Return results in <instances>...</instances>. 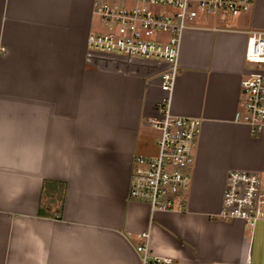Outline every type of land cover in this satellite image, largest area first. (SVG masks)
<instances>
[{"label":"crops","instance_id":"1","mask_svg":"<svg viewBox=\"0 0 264 264\" xmlns=\"http://www.w3.org/2000/svg\"><path fill=\"white\" fill-rule=\"evenodd\" d=\"M94 3L0 0V264H142L145 231L152 254L172 264H264V221L251 236L216 219L230 171L264 175V129L235 119L264 0L234 19L200 15L184 31L172 108L200 118L201 132L187 210L153 215L129 189L135 157L152 154L159 72L151 61L92 58ZM45 179L67 183L61 218L38 215Z\"/></svg>","mask_w":264,"mask_h":264},{"label":"built area","instance_id":"2","mask_svg":"<svg viewBox=\"0 0 264 264\" xmlns=\"http://www.w3.org/2000/svg\"><path fill=\"white\" fill-rule=\"evenodd\" d=\"M128 1L136 2L128 5ZM256 0H95L94 14L103 31L88 36V51L104 65L131 66L139 61L156 63L164 96L157 114L150 119L161 133L158 153L135 157L129 198L147 204L155 212H185L192 181V168L202 120L181 116L172 108L173 92L179 76L182 37L189 23L200 15L217 20L250 12ZM155 6L169 11L151 9ZM242 79V100L235 119L247 124L253 134L264 129V31L249 39ZM218 218L240 221L253 236L264 221V175L246 170L229 172ZM137 246L142 264H172L173 258L152 254L149 232L141 233ZM250 261V260H249Z\"/></svg>","mask_w":264,"mask_h":264},{"label":"trees","instance_id":"3","mask_svg":"<svg viewBox=\"0 0 264 264\" xmlns=\"http://www.w3.org/2000/svg\"><path fill=\"white\" fill-rule=\"evenodd\" d=\"M67 183L60 180L45 179L39 203L38 215L61 218L65 211Z\"/></svg>","mask_w":264,"mask_h":264},{"label":"rangeland","instance_id":"4","mask_svg":"<svg viewBox=\"0 0 264 264\" xmlns=\"http://www.w3.org/2000/svg\"><path fill=\"white\" fill-rule=\"evenodd\" d=\"M120 1L123 2V0H120ZM127 3L130 6H133V5L136 4V2H131V1H128ZM151 9L157 10V11H163V10L169 11V8H165V7H162V6H155V7H152ZM223 17L226 18V19H234V18H236L233 15H228V16H224L223 15ZM212 19L213 18H211V20ZM104 29L105 28L103 27L99 17L96 16L95 14H93V19H92V24H91V29H90L91 32L103 31ZM102 62H103V60L100 58L98 63H102ZM160 135H161L160 131L155 129V128H153L152 126H151V128L147 129L146 136H147V144L149 146L148 150L150 151L149 153H152V154H149V155H155V154L158 153L159 140H160V137H161ZM142 204H144V203H142ZM187 207H188V200H187ZM216 219L217 220H222V221H230V220H225V219L218 218V217H216Z\"/></svg>","mask_w":264,"mask_h":264}]
</instances>
